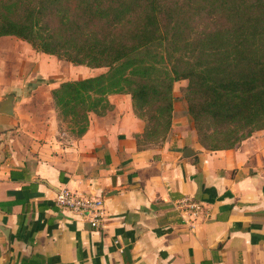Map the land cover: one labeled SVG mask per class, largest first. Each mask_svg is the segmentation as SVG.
<instances>
[{"label":"crops","instance_id":"obj_1","mask_svg":"<svg viewBox=\"0 0 264 264\" xmlns=\"http://www.w3.org/2000/svg\"><path fill=\"white\" fill-rule=\"evenodd\" d=\"M68 63L0 36V264H264V129L205 149L174 94L165 140L139 149L145 122L115 93L77 137L51 94ZM61 189L101 199L100 226L57 206ZM182 197L204 204L194 225Z\"/></svg>","mask_w":264,"mask_h":264},{"label":"trees","instance_id":"obj_2","mask_svg":"<svg viewBox=\"0 0 264 264\" xmlns=\"http://www.w3.org/2000/svg\"><path fill=\"white\" fill-rule=\"evenodd\" d=\"M0 36L107 69L51 90L77 137L89 113L111 108L108 95L125 93L145 122L137 147L161 144L179 81L205 149L234 148L264 129V0H0Z\"/></svg>","mask_w":264,"mask_h":264},{"label":"built area","instance_id":"obj_3","mask_svg":"<svg viewBox=\"0 0 264 264\" xmlns=\"http://www.w3.org/2000/svg\"><path fill=\"white\" fill-rule=\"evenodd\" d=\"M54 202L62 209L87 217L92 227L100 226L103 206L101 199L88 198L75 191L61 189L56 194ZM174 206L182 216L183 221L190 225H194L204 213V204L190 197H182L176 200Z\"/></svg>","mask_w":264,"mask_h":264},{"label":"rangeland","instance_id":"obj_4","mask_svg":"<svg viewBox=\"0 0 264 264\" xmlns=\"http://www.w3.org/2000/svg\"><path fill=\"white\" fill-rule=\"evenodd\" d=\"M69 65H71L70 63H68ZM107 69L106 68H97V69H91V68H88L86 66H77V68L73 67L71 65V68L69 69H64V73L66 75H64V78H84V77H88V76H91V75H97V74H100V73H104ZM186 84L185 81H179V82H176L174 84V94L176 95V98L177 99H183L181 96H180V88L182 86H184ZM63 122V125L61 127H65L67 130L70 131V124L68 121H62ZM155 145H159L158 144H145V146H155Z\"/></svg>","mask_w":264,"mask_h":264},{"label":"water","instance_id":"obj_5","mask_svg":"<svg viewBox=\"0 0 264 264\" xmlns=\"http://www.w3.org/2000/svg\"><path fill=\"white\" fill-rule=\"evenodd\" d=\"M10 97V96H9ZM0 112H4V113H6V114H10L11 112L10 111H1V109H0ZM191 151V153H188V152H190ZM191 154H193V152H192V150H191V148H185L184 149V151H183V156H190Z\"/></svg>","mask_w":264,"mask_h":264}]
</instances>
